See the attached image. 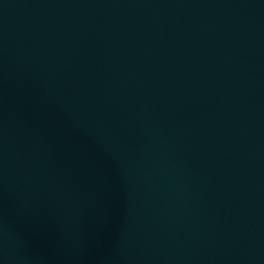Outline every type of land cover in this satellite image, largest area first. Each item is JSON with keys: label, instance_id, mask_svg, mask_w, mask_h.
Listing matches in <instances>:
<instances>
[{"label": "water", "instance_id": "1", "mask_svg": "<svg viewBox=\"0 0 264 264\" xmlns=\"http://www.w3.org/2000/svg\"><path fill=\"white\" fill-rule=\"evenodd\" d=\"M0 264H264V0H0Z\"/></svg>", "mask_w": 264, "mask_h": 264}]
</instances>
